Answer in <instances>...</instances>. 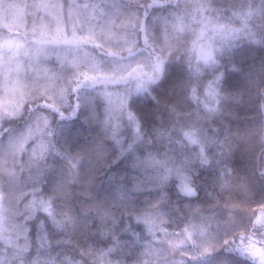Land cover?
<instances>
[{"label": "trees", "instance_id": "1", "mask_svg": "<svg viewBox=\"0 0 264 264\" xmlns=\"http://www.w3.org/2000/svg\"><path fill=\"white\" fill-rule=\"evenodd\" d=\"M208 16L243 26L247 33L225 51L216 69L223 71V79L215 111L201 103L213 70L194 80L189 66L195 63L192 42ZM262 38L264 0H0V192L6 194L5 203L10 183L26 176L18 140L46 117L57 150L73 158L83 153L74 180L66 160L54 154L43 176L56 186L67 185L55 206H70L79 220L72 243L59 245L72 257L85 264L94 259L108 264H260L237 245L249 232L264 229L253 224L264 205V44L252 42ZM156 58L163 60L162 75L146 91L132 92L129 105L145 143L164 146L166 156L189 172L195 195H183L173 178L163 189L147 188L135 204L117 209L112 201L120 199L111 190L110 174L86 173L85 130L100 127L95 121L104 115L102 93L127 92L135 87L137 73L156 75ZM194 84L196 102L189 97ZM57 109L65 117L73 110L76 115L61 118ZM181 129L205 131L207 163L195 144L183 140ZM161 192L158 225L148 232L130 213L148 208ZM93 203L118 218L116 225L109 221L105 226L106 236L93 213L80 219L81 208ZM185 229L195 243L185 238ZM31 235L35 243L34 225ZM182 238L181 245L168 243Z\"/></svg>", "mask_w": 264, "mask_h": 264}, {"label": "snow or ice", "instance_id": "2", "mask_svg": "<svg viewBox=\"0 0 264 264\" xmlns=\"http://www.w3.org/2000/svg\"><path fill=\"white\" fill-rule=\"evenodd\" d=\"M201 24L199 33L192 42L191 51L194 53L195 63H190L189 66L194 80H199L205 71L213 70L212 78L206 82L202 91L204 96L215 100L219 95V85L223 79V71H216L220 68L221 57L228 48L233 46L235 41L246 38L247 33L244 32L243 26H234L220 19H213L211 16L202 19ZM252 42L264 44V38L253 39ZM153 71L156 75H153V72L143 75L137 73L135 87L127 92L104 91L102 93L105 102L104 115L102 119L95 122L100 124L106 133V138L116 147L117 156L114 159L132 153L134 168L141 172L149 169L153 171L151 179L155 181L154 183L145 186L136 181L131 185V191H143L146 187L163 189L175 178L178 181V190L183 195L191 197L195 195V189L191 185L190 178L179 165L175 164L172 158L159 157L147 149L143 155L137 151V146L144 145L145 141L141 122L129 105V96L132 92L146 91L149 83H155L160 78L163 73V60L155 61ZM189 97L193 102L200 98L195 84L190 89ZM201 103L206 110L215 111L203 100ZM57 111L61 118H71L76 115L75 110L69 112L67 117L64 112L59 109ZM48 129L49 119L45 117L35 127H29L18 140V154L26 157V160L21 162L20 170L25 172L26 176L24 179L16 177L15 181L10 183L11 191L8 193V204L5 203L6 194L0 192V264H26V262L27 264H85L84 261L75 259L65 249L59 247L61 244L72 243L71 236L75 233L79 223L75 211L67 205L63 209H57L53 196L43 194L41 187L45 171L52 167L47 163L50 154L66 160L71 169L70 177L74 180L78 174V165L83 158V153H76L74 158L72 154L61 153L51 141L52 132ZM180 131L183 140L188 144L198 143L194 129H181ZM160 138V133L157 132V140ZM126 140L127 143H125ZM201 151L203 150L201 149ZM203 162L207 163L206 160ZM123 187V185L118 186L120 189L118 198L130 200V197L122 190ZM66 191L67 185H57L55 194L64 196ZM12 193H18V195L15 196L14 207L10 208L8 205L11 204ZM164 197L165 194L161 192V198L148 208L130 213L135 221L145 226L148 232H153L158 225L157 216L160 214L157 209ZM89 212L99 220L101 236L107 235L105 226L109 221L112 225L118 223V218L109 209L95 203L81 208L80 219L88 215ZM38 216L46 217L55 232L63 233V236L53 239L44 220H38ZM255 216L257 220L264 217V205L260 206V210L255 213ZM33 222L36 227L35 243H33L31 235ZM160 230L165 231L163 228ZM184 236L188 241L195 243L192 241V233L187 229H185ZM168 243L175 247L183 244L184 239L169 240ZM243 247L254 257L258 255L260 264H264V248H257L251 242ZM105 255L106 252L99 253L100 257ZM92 264H108V262L103 259L97 262L94 259Z\"/></svg>", "mask_w": 264, "mask_h": 264}, {"label": "clouds", "instance_id": "3", "mask_svg": "<svg viewBox=\"0 0 264 264\" xmlns=\"http://www.w3.org/2000/svg\"><path fill=\"white\" fill-rule=\"evenodd\" d=\"M84 139L90 149V158L87 165L86 173H96L106 171L110 174V178L114 181L111 185V190L118 192L120 189L119 185H123V191L130 200H113L116 208L126 207L128 205L135 204L139 197L146 193V189L143 191H131V185L139 181L145 186L154 183L151 179L153 171L151 169L141 172L139 169L133 167V154L129 153L119 159H114L117 156L116 147L109 143L106 138V133L101 127L97 126L92 129H86ZM261 149L264 150V144L260 145ZM155 153L159 157L166 156L164 146L155 140L151 143H145L142 146H137V151L143 155L145 150ZM42 192L45 195H52L54 203L62 199L61 196L56 195V182L47 178H42ZM109 198L111 197V191L106 194ZM38 220L43 219L45 226L48 227L49 232L52 236H57L59 233L55 232L52 225L48 223L46 217L38 216ZM34 230H36L35 222H33ZM27 264V262H26Z\"/></svg>", "mask_w": 264, "mask_h": 264}, {"label": "rangeland", "instance_id": "4", "mask_svg": "<svg viewBox=\"0 0 264 264\" xmlns=\"http://www.w3.org/2000/svg\"><path fill=\"white\" fill-rule=\"evenodd\" d=\"M158 59H160V58H156L155 61ZM217 98H218V96L216 97L215 100H213L212 98L206 96V99H203V101H204V103H207L210 108H214L216 110L217 109ZM195 135H196V138L198 140V143L195 145L197 146L199 158L203 162L204 160H206L205 153H204V148H205V144H206V140H207L206 134H205V131L202 129H195ZM201 149L203 151H201ZM176 165H179V164H176ZM179 166L182 168V170L185 172V174L187 176H189V172L186 169H184V167L182 165H179ZM177 183H178V181H177ZM253 224L256 228L261 227L262 225H264V217H261L260 219L257 220L256 216H255V218L253 220ZM254 231L256 233L249 232L245 237H242L239 240L238 245H237L239 252L243 253L244 255L252 256V257H254V256L244 249V247H243L244 245H247L249 242H251L257 248H264V229H260V230L256 229ZM242 241H243V244H242ZM254 258L260 263L258 255H257V257H254Z\"/></svg>", "mask_w": 264, "mask_h": 264}]
</instances>
